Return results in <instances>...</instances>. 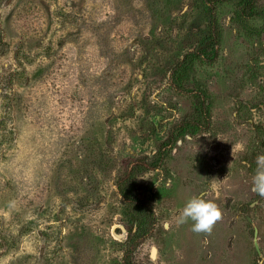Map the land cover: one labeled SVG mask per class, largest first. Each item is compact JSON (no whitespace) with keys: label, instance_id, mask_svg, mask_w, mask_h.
Returning a JSON list of instances; mask_svg holds the SVG:
<instances>
[{"label":"rangeland","instance_id":"374dc122","mask_svg":"<svg viewBox=\"0 0 264 264\" xmlns=\"http://www.w3.org/2000/svg\"><path fill=\"white\" fill-rule=\"evenodd\" d=\"M238 1L0 0V264H264V14ZM200 195L210 235L176 223Z\"/></svg>","mask_w":264,"mask_h":264},{"label":"trees","instance_id":"16d2710c","mask_svg":"<svg viewBox=\"0 0 264 264\" xmlns=\"http://www.w3.org/2000/svg\"><path fill=\"white\" fill-rule=\"evenodd\" d=\"M237 6L240 9L238 10V13L243 17H245L246 19L264 14V10L259 9L256 0H239ZM212 10L213 9H211V11ZM211 19H212L211 24L214 26L213 33L208 37L207 40L200 43V45L196 49L186 53L184 58L178 63V65L175 68L174 76L177 83L176 87L177 89L184 91L186 93L193 91L190 88V75L192 70L194 69V62L197 59L204 58L207 60H214L217 57V45L219 44V40L217 38V32L215 30V27H217V23H216V19L213 16V13ZM197 100L199 103L197 106V110L199 114L195 118L194 122H189V124H187L188 128L192 126L195 130L203 127L202 121L206 119V115L208 114L206 99L203 98L202 95L201 96L198 95ZM121 192L125 198L129 199L130 201L133 200V203L139 206L138 215L139 218L143 219L145 215H147L144 209L145 208L144 202H142L141 200H136V198L134 199V194H133L134 192L130 187H122Z\"/></svg>","mask_w":264,"mask_h":264},{"label":"clouds","instance_id":"9594fccd","mask_svg":"<svg viewBox=\"0 0 264 264\" xmlns=\"http://www.w3.org/2000/svg\"><path fill=\"white\" fill-rule=\"evenodd\" d=\"M257 171L253 176L252 191L264 197V155L256 157ZM222 219V211L214 201L203 195L192 197L179 213L177 226L193 221L192 231L210 235L214 225Z\"/></svg>","mask_w":264,"mask_h":264},{"label":"water","instance_id":"95a60500","mask_svg":"<svg viewBox=\"0 0 264 264\" xmlns=\"http://www.w3.org/2000/svg\"><path fill=\"white\" fill-rule=\"evenodd\" d=\"M249 221L252 222L251 217H248ZM258 237H257V231L255 233V246L257 248V250L259 251V247H258V243H257Z\"/></svg>","mask_w":264,"mask_h":264}]
</instances>
